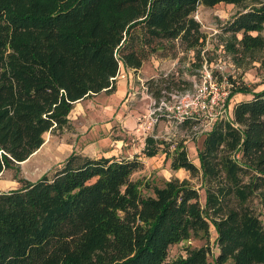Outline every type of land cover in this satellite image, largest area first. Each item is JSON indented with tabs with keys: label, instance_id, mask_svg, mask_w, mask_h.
Wrapping results in <instances>:
<instances>
[{
	"label": "trees",
	"instance_id": "obj_1",
	"mask_svg": "<svg viewBox=\"0 0 264 264\" xmlns=\"http://www.w3.org/2000/svg\"><path fill=\"white\" fill-rule=\"evenodd\" d=\"M221 2L242 8L222 28L226 48L264 51V0H0V174L65 127L76 102L113 92L121 65L137 71L164 41L194 50L200 67L204 35L193 14ZM171 79L149 78L147 92L158 99ZM236 92L251 97L203 134L199 167L181 142L170 154L171 169L199 175L204 204L186 179L142 193L131 179L137 157L73 152L51 176L0 190V264H210L207 242L167 259L183 240L208 241L211 228L213 264H264V222L249 204L264 195V88L236 86L228 99ZM157 145L148 136L143 153Z\"/></svg>",
	"mask_w": 264,
	"mask_h": 264
},
{
	"label": "rangeland",
	"instance_id": "obj_2",
	"mask_svg": "<svg viewBox=\"0 0 264 264\" xmlns=\"http://www.w3.org/2000/svg\"><path fill=\"white\" fill-rule=\"evenodd\" d=\"M249 3L250 1L246 2V4ZM240 9H242L240 6L222 2L212 7L199 5L193 16L200 23L204 35V41L200 48L203 57L202 65L198 66L199 61L194 50L185 49L178 40L169 43L164 41L165 48L153 55L162 66L156 68L157 70L161 68L160 71H157V73L159 72L157 76L160 74L171 75L172 79L169 85L171 89L186 91L194 88V85L203 78L204 71L207 69L218 77L222 72L226 74L231 85L230 92L236 86H245L251 91L263 89L264 67L261 61L264 58V51L256 52L253 57L249 54L234 53L226 48L228 41L231 40L229 34L222 32V28ZM262 34L264 35V29ZM235 44V47H238L237 43ZM149 66L147 64L143 67L144 72L149 69ZM120 75H124V73L121 71ZM218 77L215 78L217 82H219ZM148 79L149 76L142 79L144 85ZM133 84L135 90L143 91L148 96L141 93H136L133 96L129 95L127 91V95L121 102H118L116 96L103 95L102 91L75 103L68 115V124L65 127L46 132L44 143L38 150L25 161L15 163L12 168L5 169L0 174V190L7 191L18 188L23 179L35 181L44 174L51 176L73 152L98 158V155L102 153L106 156L115 154L116 149L118 151L115 157H137L140 160L141 166L132 174L131 179L138 183L142 193L152 194L154 186H161L172 178L186 179L198 189L201 204H204V187L199 175L193 177L182 168L173 170L170 167V154L177 142L182 143L187 150L188 158L199 167L197 149L201 146L203 133H194L196 129L189 123L174 125L163 120L156 124L146 122L145 116L150 101L154 97L142 89L139 81L135 80ZM250 97V94L236 92L231 98H227L225 102L227 116L232 114V108L236 102ZM110 101L113 107H116V111L125 105L127 112L134 110L140 114L142 122L138 123L143 124L140 126V133L134 132L136 135L132 132L128 133L129 131L122 127L120 121L116 122L111 118V115L106 112V108H103L102 113H99V109L93 108L95 104L107 105ZM146 106L147 112L142 114ZM110 121H112L111 124ZM150 135L160 142V145H157L155 155L146 156L143 150L145 140ZM115 140H123L124 143L116 145L119 142ZM166 150L169 156L166 154ZM256 194L249 204L264 222V195L260 191H257ZM215 236V231L211 228L208 241L202 237H191L172 245L168 251L167 261L170 262L179 256L186 257L189 249L200 247L207 242L211 250L210 264H213L212 260L217 252ZM225 264H231V261L229 260Z\"/></svg>",
	"mask_w": 264,
	"mask_h": 264
},
{
	"label": "built area",
	"instance_id": "obj_3",
	"mask_svg": "<svg viewBox=\"0 0 264 264\" xmlns=\"http://www.w3.org/2000/svg\"><path fill=\"white\" fill-rule=\"evenodd\" d=\"M212 74L205 69L203 78L194 85L192 90L170 92L162 91L158 99L152 98L146 122L156 124L161 120L174 125H180L184 121L191 120L196 123L192 126L194 133H205L213 124L222 117H228L225 110V102L230 94V83L226 74ZM147 91V88L144 87ZM196 126V127H195Z\"/></svg>",
	"mask_w": 264,
	"mask_h": 264
},
{
	"label": "crops",
	"instance_id": "obj_4",
	"mask_svg": "<svg viewBox=\"0 0 264 264\" xmlns=\"http://www.w3.org/2000/svg\"><path fill=\"white\" fill-rule=\"evenodd\" d=\"M160 61H158L155 57H151V59L145 61L141 68L138 69L137 71H135L134 69L132 68H126L124 67L123 65L120 66V70L115 78V90L111 93H107L105 91L102 92L103 95H107L109 94L108 96L110 97L111 95L113 97L116 96V98L118 99V102H121V100L127 95V91H128V94L130 95H135L136 93H141V94H145L147 95L146 93H144L143 91H138V90H135L136 88L134 87L135 85L133 84V81H139L140 82V85H142V89H144L145 85L143 84V78L146 77V76H149V78H153V77H156L157 74V71L160 69H156L157 67H162L159 63ZM149 64V69L147 71L144 72L143 70V67L145 65ZM121 71L122 73H124V75H120L119 76V73L121 74ZM134 77V78H133ZM135 79V80H134ZM145 90V89H144ZM131 92V93H130ZM148 96V95H147ZM129 99V98H128ZM84 100V99H83ZM103 100V99H102ZM82 101V100H80ZM79 102V101H78ZM76 102V103H78ZM117 102V103H118ZM93 108L95 110L99 109V113H102L103 111V108H106V112L108 114L111 115V118L113 120H116L117 121H120L122 124V127L126 130V131H129L128 133H134V132H138L140 133V126L143 124H139L138 122H142V118L140 117V114L137 113L136 111L132 110V111H128L125 110L126 109V106L124 105V107H121L119 109V111H116V107H113V104L112 102L110 101L109 104L107 105H103V104H95L93 106ZM71 112V111H70ZM145 112H147V106L144 107V110H143V113L142 114H145ZM95 113V112H94ZM92 114H93V111H92ZM143 116V115H142ZM110 124L112 123V121L109 122ZM142 130H143V127H142ZM135 134V133H134ZM136 135V134H135ZM116 142H119L117 143L116 145H119L120 143H124L123 140H115ZM43 145V144H42ZM121 147V146H120ZM119 147V148H120ZM115 154H110L108 156H116L117 155V151L115 149ZM101 156H105V157H108L106 156L104 153L102 154H99L98 157H101Z\"/></svg>",
	"mask_w": 264,
	"mask_h": 264
}]
</instances>
